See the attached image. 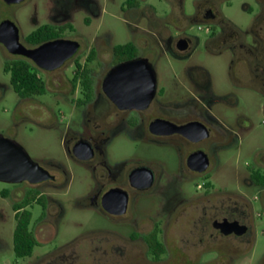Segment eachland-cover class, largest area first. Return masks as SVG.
<instances>
[{"label":"flooded vegetation","instance_id":"1","mask_svg":"<svg viewBox=\"0 0 264 264\" xmlns=\"http://www.w3.org/2000/svg\"><path fill=\"white\" fill-rule=\"evenodd\" d=\"M25 1L0 0V24L12 22L26 50L54 41L73 42L78 48L61 66L46 70L9 53L0 42L4 73V66L16 61L43 82L42 94L23 95L9 79L15 95L27 107H39L41 119L48 107L34 98L46 91L61 97L69 111L62 129L66 163H37L49 176L42 182L6 183L14 186L15 220L38 205L41 214L31 230L37 241L48 242V233L65 216V206L53 195L65 190L77 172L81 182L92 187L84 197L85 208L99 221V227L86 230L96 236L88 254L95 250L100 258L111 259L108 264H164L174 259L192 264L200 253L222 254L237 244L249 245L253 203L264 206V154L245 164L238 179L241 190H226V150L237 137L240 119L229 123L226 116V68L220 84L218 75L204 65L201 51L215 60L227 50L233 82L239 85L247 79L248 89L264 100V4L253 24L242 29L220 14L219 0H196L190 16L184 13V0H176L181 21L172 25L137 6L144 0H125L121 10L135 20L144 19L145 25L132 40L113 44L108 34L88 40L71 24L74 16L85 13L83 22L92 26L100 15L92 0L63 1L48 22L27 34L17 21L2 17ZM194 23L206 25L207 38L189 33ZM213 48L221 50L210 52ZM126 63L131 66L116 69ZM0 136L16 142L4 133ZM226 222L242 232L226 234ZM64 249L57 247L39 258L60 256Z\"/></svg>","mask_w":264,"mask_h":264},{"label":"rangeland","instance_id":"2","mask_svg":"<svg viewBox=\"0 0 264 264\" xmlns=\"http://www.w3.org/2000/svg\"><path fill=\"white\" fill-rule=\"evenodd\" d=\"M63 1L68 0H26L11 15L3 14L2 17L11 18L20 25L24 34L33 30L38 25L48 22L49 16L63 8ZM100 11L98 18L93 19L91 27L83 22L87 14L81 13L74 16L71 24L76 33L84 35L90 40L93 35L103 36L108 34L113 44H122L132 40L134 35L139 34L145 25L144 19L135 20L121 10L125 0H92ZM196 0H184V13L190 16L194 13ZM147 10L160 18L166 25H172L180 20L176 0H144L137 1V6ZM264 0H219L217 8L220 14L232 21L237 27L245 29L251 26L259 13ZM181 21V20H180ZM205 24L194 23L190 34L200 39L207 38ZM108 32V33H107ZM86 44H83L85 47ZM220 48H213L210 52H218ZM201 51L205 57L203 63L218 75L220 84H223V73L226 68V116L229 123L240 119V127L237 129V137L226 150V190L239 191V177L245 164L253 163L255 155L264 154V100L259 93L248 89V80H240L239 85L233 82L228 70L231 55L226 50V55L219 59H209V55ZM226 56V60L224 57ZM4 53L0 48V133L10 136L18 142L29 157L36 163L55 160L62 163L65 161V145L63 143V125L68 120V105L62 102L61 97L46 91L42 96L34 99L47 104V115L41 113L37 107L32 109L26 106L12 91L10 76L3 72ZM44 80L49 75H41ZM247 86V87H245ZM249 120V121H248ZM59 124L58 126H56ZM56 127V128H55ZM119 147V145H118ZM128 150V145H122ZM116 150V147H112ZM73 172V169L70 168ZM81 176L75 172L68 187L53 199L65 206V216L60 221L53 233H48V242L37 241L32 256L17 258L13 251V232L16 225L12 205L14 198L11 195L13 187L10 184L0 182V264H108L110 258H100V253L95 250L88 254V244L96 236L87 233V229L99 227V221L92 211L85 208L86 197L91 186L81 182ZM186 190H190L187 188ZM255 213L254 227L250 244H237L221 254L216 250L200 253L192 264H259L264 263V206L253 203ZM32 214L30 228L33 222L40 216L41 208L33 204L28 207ZM189 236H183V239ZM63 247L64 252L60 255H51L42 261L39 258L55 248ZM176 251L172 247L171 255ZM191 255V252H188ZM111 260V259H110ZM164 264L179 263L175 259Z\"/></svg>","mask_w":264,"mask_h":264},{"label":"water","instance_id":"3","mask_svg":"<svg viewBox=\"0 0 264 264\" xmlns=\"http://www.w3.org/2000/svg\"><path fill=\"white\" fill-rule=\"evenodd\" d=\"M11 1L17 2L20 0H8V2ZM0 42L9 53L23 55L46 70H53L61 66L78 48V45L73 42L54 41L34 50H26L18 41L16 26L9 21H4L0 24ZM130 66L129 63L121 64L116 69ZM112 74L113 71L108 74L106 85H110ZM105 90L108 94L111 92L110 89ZM48 178V174L29 157L18 143L0 136V182L17 183L27 180L30 183H39ZM236 225L226 222V234L234 231L240 234L242 231Z\"/></svg>","mask_w":264,"mask_h":264},{"label":"trees","instance_id":"4","mask_svg":"<svg viewBox=\"0 0 264 264\" xmlns=\"http://www.w3.org/2000/svg\"><path fill=\"white\" fill-rule=\"evenodd\" d=\"M25 67L16 61L9 62L4 66V71L10 75V82L14 91L23 95L42 94L44 91L43 82ZM31 220L32 214L29 210H24L16 216L12 241L13 251L17 258L30 257L37 245V240L30 228Z\"/></svg>","mask_w":264,"mask_h":264}]
</instances>
